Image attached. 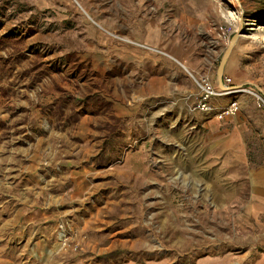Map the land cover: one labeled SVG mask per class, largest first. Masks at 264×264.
<instances>
[{"label": "rangeland", "instance_id": "rangeland-1", "mask_svg": "<svg viewBox=\"0 0 264 264\" xmlns=\"http://www.w3.org/2000/svg\"><path fill=\"white\" fill-rule=\"evenodd\" d=\"M260 170L264 0H0V264H264Z\"/></svg>", "mask_w": 264, "mask_h": 264}, {"label": "built area", "instance_id": "built-area-1", "mask_svg": "<svg viewBox=\"0 0 264 264\" xmlns=\"http://www.w3.org/2000/svg\"><path fill=\"white\" fill-rule=\"evenodd\" d=\"M210 26V28H207ZM210 31V32H209ZM197 32L201 37L203 53L201 60L202 75L199 80V86L201 88V98L200 106L202 110L210 112L212 110V97L220 96L222 93H216L213 88H211L210 79L212 75V69L220 58V45L222 42H226L229 36V30L224 29L220 25H205L200 26ZM229 79H225L227 83ZM236 105L232 104L226 113H230L235 108Z\"/></svg>", "mask_w": 264, "mask_h": 264}, {"label": "crops", "instance_id": "crops-1", "mask_svg": "<svg viewBox=\"0 0 264 264\" xmlns=\"http://www.w3.org/2000/svg\"><path fill=\"white\" fill-rule=\"evenodd\" d=\"M154 37H155L154 34L148 35V37L146 38V41L147 42L151 41L150 42L151 44L156 45L157 43L160 42V38L155 39ZM155 42H157V43H155ZM172 58H174L176 60H180V59L184 60V62L186 64H189L188 68H190L194 72H196L197 65H195L192 61H189L186 57H183L181 55L179 56L178 52L173 51ZM166 59L167 58L164 59V64H168ZM255 176H256V179H257V184L259 185V187H261V190L264 192V170H260L259 172H257L255 174ZM254 207L256 208V210L258 211L259 214L264 212V200H261L260 202L254 203Z\"/></svg>", "mask_w": 264, "mask_h": 264}, {"label": "water", "instance_id": "water-1", "mask_svg": "<svg viewBox=\"0 0 264 264\" xmlns=\"http://www.w3.org/2000/svg\"><path fill=\"white\" fill-rule=\"evenodd\" d=\"M240 35H241V33L239 32V33H236V34L232 37L231 42H230V44H229V46H228V48H227V50H226V53L224 54V57H223L222 61H221L220 64H219V67H218V69H217V72H218V76H219L221 82L223 81V73H224V72H223V69H224V65H225L226 59H227V57H228V54H229L230 51L232 50V48H233V46H234V43H235L236 39H237Z\"/></svg>", "mask_w": 264, "mask_h": 264}, {"label": "bare ground", "instance_id": "bare-ground-1", "mask_svg": "<svg viewBox=\"0 0 264 264\" xmlns=\"http://www.w3.org/2000/svg\"><path fill=\"white\" fill-rule=\"evenodd\" d=\"M137 164V162L135 163V165Z\"/></svg>", "mask_w": 264, "mask_h": 264}]
</instances>
